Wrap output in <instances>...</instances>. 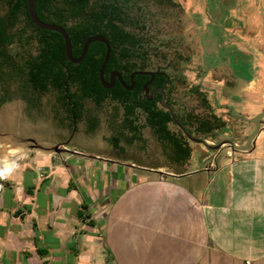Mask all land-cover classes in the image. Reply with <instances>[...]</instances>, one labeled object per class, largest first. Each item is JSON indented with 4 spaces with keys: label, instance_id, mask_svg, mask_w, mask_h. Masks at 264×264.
<instances>
[{
    "label": "crops",
    "instance_id": "crops-1",
    "mask_svg": "<svg viewBox=\"0 0 264 264\" xmlns=\"http://www.w3.org/2000/svg\"><path fill=\"white\" fill-rule=\"evenodd\" d=\"M172 1L184 9V40L198 38L210 66L202 86L247 64L239 92L219 103L245 119L263 112L264 0ZM221 51L231 57L223 64ZM197 151L200 159L170 161L182 170L164 173L99 156L105 163L89 176L83 163L37 150L0 176V264H264V125L244 151Z\"/></svg>",
    "mask_w": 264,
    "mask_h": 264
},
{
    "label": "trees",
    "instance_id": "trees-1",
    "mask_svg": "<svg viewBox=\"0 0 264 264\" xmlns=\"http://www.w3.org/2000/svg\"><path fill=\"white\" fill-rule=\"evenodd\" d=\"M5 1L10 7V15H14L9 25L12 26L16 22L17 14L22 12L25 23L20 33L31 29L36 33L39 42V53L26 62L28 69L23 84L25 91L28 86L41 93L55 90L71 127L84 118L86 100H90L97 108L108 99L115 101L123 110L122 122L116 132L127 144L143 141L141 130L147 126L167 150L171 162L183 165L190 159L191 147L187 138L180 130L174 131L170 128V113L158 107L160 93H155L151 100L143 94V86L150 79V75H135L132 89L124 88L117 79L111 88L104 87L99 80V69L106 53L104 43L91 42L83 60L72 63L65 56L63 37L55 31L38 29L33 24L27 13V0ZM136 1L138 0H36L35 12L40 20L61 25L66 30L74 57L80 55L84 40L93 35H103L116 48L123 45L120 49L111 50L104 79L108 82L110 74L119 71L123 81L130 85L132 72L152 70L150 58L153 57L146 42L127 29L129 26L138 27L140 23L138 16L131 11V6ZM170 3L174 4L172 0ZM2 34L4 29L0 26V41L6 44L13 41L12 37ZM1 73L0 71V75ZM8 74L12 77L15 70ZM166 76L162 73L156 74L148 88L162 87ZM29 106H35L32 100ZM137 109L144 114L143 124L137 121ZM180 121L191 133L204 136H211L215 129L224 131L225 121L215 115L198 117L189 113L184 118L181 117ZM87 123L88 131L92 132L97 128L98 119L94 115L87 117ZM110 142L117 147L119 138L113 136ZM81 208L86 209L87 205L82 204ZM78 217H82V210L78 211ZM38 253L44 256L46 250L38 249ZM43 264H47V261L43 260Z\"/></svg>",
    "mask_w": 264,
    "mask_h": 264
},
{
    "label": "rangeland",
    "instance_id": "rangeland-1",
    "mask_svg": "<svg viewBox=\"0 0 264 264\" xmlns=\"http://www.w3.org/2000/svg\"><path fill=\"white\" fill-rule=\"evenodd\" d=\"M3 9L4 7L0 4V12ZM183 10L180 4L176 2L174 4L170 3V0H138L132 4L131 11L138 16L140 20L139 26H129L127 29L146 42V45L152 51V58L155 60L153 61L154 65H161L165 68L172 64L167 69V73L176 80L173 87L174 95L179 100V102L176 101V106L193 107L196 108V112L200 113L204 109L198 98L190 92V87L201 80L200 76L203 72L200 71V51L196 43L187 44L186 39L184 40L185 27L181 19ZM30 46L26 45L25 48L27 49ZM18 49L21 48L14 45L8 48L13 62L20 60V56L15 54ZM233 67L235 69L241 68L243 80L250 74L249 65L247 64L238 62V64H233ZM174 68H178L179 73ZM190 69H195L196 72L192 73L189 71ZM19 84V92H16ZM21 85L22 81L20 78L18 76L13 77L9 81L8 86L15 90V93L12 94L8 101L0 104V148L2 147L7 151H15L14 149L17 152L28 151L27 154L29 156H24L23 154L18 162L23 163L29 158H33L36 151L40 150L53 155L54 162H65L73 165L75 163L77 165L83 163V172H86L89 176L91 175L92 167L96 165L95 167L98 168L104 162L88 156L90 154L132 164L134 166H129L132 169L129 168V171L132 172L134 170L137 174L141 172V168H138V166L143 165L158 167V170L160 169V171L164 172L182 170V168L170 162L167 150L162 147L149 127L145 126L141 130L143 141L135 142L132 145H127L118 134L113 133L108 118L111 119L112 116H115L111 120L118 123L117 120L120 118L122 111L116 102L108 99L101 107L97 108L90 100L85 101V111L86 109L91 110V113L97 115L99 121L94 131L87 132L84 118L75 127L70 126L61 104L54 99V91L49 90L41 95L40 100L35 106L31 107L29 103L20 99L23 97L22 94L26 93L21 88ZM208 101H211L210 97ZM214 111L221 117H225L228 128L227 132L216 131L210 137H206L208 141L217 142L223 136L231 134L232 139L238 143L245 140L247 134L253 133L254 128L250 122L227 116V110L214 109ZM136 114L138 115V123L143 124L144 114L139 112L138 109ZM170 127L173 130L175 129L173 125H170ZM113 136L119 138L117 147L110 142ZM32 140H34L36 147L31 146ZM189 143L192 145L191 155H193V158L200 159V153L197 151L199 149L202 151V157L214 154L213 150L202 144L192 141ZM55 145L66 147L71 151H77L82 154H72L63 150L57 153L53 151V146ZM86 163H88L89 167L84 166ZM194 164L195 161L192 160L191 167ZM1 181L2 179L0 178V183Z\"/></svg>",
    "mask_w": 264,
    "mask_h": 264
},
{
    "label": "flooded vegetation",
    "instance_id": "flooded-vegetation-1",
    "mask_svg": "<svg viewBox=\"0 0 264 264\" xmlns=\"http://www.w3.org/2000/svg\"><path fill=\"white\" fill-rule=\"evenodd\" d=\"M0 4L4 7V9L0 12V26H1V28L4 29V34H2V35L3 36L4 35L10 36L13 39V41L10 44H6L4 41H0V52H2V54L0 53V71L2 72L1 75H0V82H1V85H0V99H1L2 103H4V102L8 101L9 96L11 97L12 94L15 93V90H12L8 86L9 81L13 77H17L18 76L20 78V80L22 81L21 88L25 89L23 84H24V81L26 79V71L28 69L27 65H26V62L39 53V42L37 40L36 33L34 31H32L31 29H28L23 34L20 33L21 32V28H22L23 24L25 23V19H24L25 16H24V14L22 12H19L17 14V16L15 17L16 22L12 26H10L9 23H10L11 20L14 19V17H13L14 15L13 16L10 15V7L7 5L5 0H0ZM187 44H190V42L187 43ZM196 44L198 46V49H202L200 47V42L198 41V38H197ZM12 45L21 48V49H18V51H16V53H15L18 56H20V60H18V62H13L12 59H11V56L9 55L8 48L10 46H12ZM26 45H31V46L26 49L25 48ZM221 52H222V54H219V55H222L220 61H221V64H223V62H225L227 59L230 60L231 57H230L229 53H225L224 52V54H223V51H221ZM200 60H201L200 71H203L200 77L202 78L206 73H209V67L210 66H207L208 64H207V61H206V57L202 58L201 54H200ZM153 61H155V60L151 57L150 58V67H151L152 70H148V71L155 72L154 76L156 74H159V73L165 74L167 76L165 78V82L163 83L162 87H160V88L159 87H153L152 89L159 88V89L162 90V92H164V95L166 97L165 101L168 104H170V105H172L174 107L176 117L178 118L179 121H180L181 117L184 118L189 113H193V115H196L198 117H201V116H203V117H211V115H215L221 121H225V117H221L220 115H218L217 112L214 111V109L227 110L228 111L227 116H229L231 118H235V119L246 120L245 119L246 117H244L241 113L234 112V110L232 108H230L228 104L225 105V104H220L219 103V100L221 99V96H223L224 94H229V95L234 94L235 95L236 93L239 92L238 91L239 90V86L237 88H235L234 86H236L235 85L236 84V80L239 81L240 79H242V77H241V74H242L241 69H235L234 68L235 69L234 72L231 73V75H230L231 78H233V80L227 79L230 76H227V74L225 72H221L219 76H216V75L213 74L212 75V79H214L216 81H219V82L221 81L222 84H220V85L218 83H216V82L215 83L211 82L210 84H205V86H204L205 88H204L202 86L201 80H199L194 86L190 87L191 94L198 98V100L200 101V103H201V105H202V107L204 109L203 112L199 113V112H196L195 111L196 108H193V107H189V106H182V107L178 106L177 107L176 106L177 102H179L178 98L175 97V95H174V89H173V87L175 86L174 83H175L176 80H174L172 77H170V75L167 73V69L172 64H169L167 67L164 68L161 65H154ZM174 69L177 70V72L179 73L178 68H174ZM14 70H15V74L12 77H9L8 72L9 71L13 72ZM189 71L192 72V73L196 72L195 69H190ZM154 76H153V78H154ZM153 78H152V80H153ZM115 79H117V78H115ZM169 82H171V85H169L170 84ZM177 82H179V81H177ZM19 89H20V84L16 88V92L17 91L19 92ZM26 89H27L26 90L27 94L26 95L22 94L23 97L20 98L22 101H24L26 103H29L30 100H32V102L34 104H36L40 100L41 95H43L44 93L48 92V91H46V92H42L41 93L37 89H35V88L31 87V86H28ZM149 90H151V89H149ZM51 91L55 92L54 99L59 102V99H58V96H57V92L55 90H51ZM155 93H160V95H161V92L154 91L153 94L151 95V97H153V95ZM208 96L211 98V102L208 101V98H209ZM221 103H223V102H221ZM158 107H159V104H158ZM180 108H182V109H180ZM84 112H85V114H84L85 129H86L87 132H89L88 131L87 117H90V116H93V115L97 119H98V117H97V115L91 113L92 111L89 110V109H86V111L84 109ZM139 112L142 113L141 110H139ZM136 113H137V110H136L135 114ZM65 115H66V113H65ZM136 116L138 117L137 114H136ZM114 117L115 116H112L111 119H114ZM250 118H252V117H250ZM111 119L108 118L109 123H111V130L113 131L114 134L115 133L117 134L116 131H117L118 126H120V123H116V122H114ZM215 123H217V122L215 121ZM250 123L252 124L253 128L255 129L254 123L253 122H250ZM69 124H70V122H69ZM98 124H99V121H98ZM170 125H173L175 127L174 131L180 130L177 127V125L173 122V120L169 124V126ZM73 127H75V125ZM227 128H228V125H227V123L225 121L223 130L225 132H227ZM216 131H218V130L215 129L212 132V134L215 133ZM181 133H182V131H181ZM192 134H194L195 136H198V137H201V135H202V134H197V133H192ZM206 137H210V136H204L203 138L206 139ZM225 137H229V138L232 139L231 134H230V135H227V136H223L219 141H221ZM219 141L213 142V143H218ZM189 142H191V141L188 140V143ZM34 143H35L34 140H32V144L31 145H35ZM127 145H132V144H127ZM189 145H190V143H189ZM223 149H229L228 145L225 144L218 150H214V149H211V150H213L215 152V151H219V150L222 151Z\"/></svg>",
    "mask_w": 264,
    "mask_h": 264
},
{
    "label": "water",
    "instance_id": "water-1",
    "mask_svg": "<svg viewBox=\"0 0 264 264\" xmlns=\"http://www.w3.org/2000/svg\"><path fill=\"white\" fill-rule=\"evenodd\" d=\"M35 4H36V0H27L26 8H27V13H28L29 18L31 19L33 24L38 29L55 31V32H58L63 37L65 56L72 63H79L80 61L83 60V58L85 57L87 49H88V47H89L91 42L99 41V42H102V43L105 44L106 53H105V56H104V60H103V62L101 64V67L99 69V80H100V83L104 87L111 88L114 85V83H115V78H117V80L121 83V85H123L124 88L132 89L133 86H134V76L135 75H137V74L150 75V79L143 86V89H142L143 90V94L146 96V98L148 100H150L152 98L151 95L153 94L154 91L161 92L162 96H161L160 100L158 101L159 107L164 108V109H166V110H168L170 112V115L172 117L173 122L177 125V127L182 131L183 135L189 141H192V142H195V143H198V144H202L203 146H205V147H207L209 149H214V150H218L223 145L227 144L231 149L244 151V150L248 149V147L252 143L253 138L258 134L260 125L261 124L264 125V121H262V118L264 117V111L259 113V114H257V115H255L254 117H252L250 119H246L247 121L254 123L255 130L249 136L247 142L244 145H237L234 142V140L229 138V137H225L224 139H222L218 143H213V142H210V141H208L207 139H205L203 137L195 136L178 120V118L176 117V114H175L174 107L172 105L168 104L165 101L166 97L164 95V92H162V90L159 89V88H154V89H151V90L148 89V85L152 81V78H153L155 72L148 71V70L132 72L130 74V82H131L130 85H127L123 81L119 71L112 72L110 74L109 81L108 82L105 81V79H104V70H105V67H106V63H107V61L109 59L110 52H111L112 49H120L123 45H121L119 48H116L103 35H93V36H90V37H88V38H86L84 40L80 55L78 57H74L72 55V46H71V43H70L69 35L67 34L66 30L61 25H58V24H55V23H50V22H44V21L40 20L38 18V16L36 15V12H35ZM31 146L36 147V145H31ZM61 150L69 151L72 154L73 153L82 154V153L77 152V151H71V150L67 149L66 147H58V145L53 146V151L54 152L58 153ZM88 156H90L92 158H95L97 160L98 159H102L101 157L96 156V155H91L90 154ZM105 160H108V159H105ZM115 162H117V163H119L121 165L134 166L132 164H128V163H124V162H120V161H115ZM138 168H140V167L138 166ZM150 170L158 172V173H164V172L159 171V170H153V169H150Z\"/></svg>",
    "mask_w": 264,
    "mask_h": 264
},
{
    "label": "bare ground",
    "instance_id": "bare-ground-1",
    "mask_svg": "<svg viewBox=\"0 0 264 264\" xmlns=\"http://www.w3.org/2000/svg\"><path fill=\"white\" fill-rule=\"evenodd\" d=\"M14 150L7 151L2 147L0 148V176L2 177L7 175L16 166L19 158L24 154V151L17 152L16 149Z\"/></svg>",
    "mask_w": 264,
    "mask_h": 264
},
{
    "label": "built area",
    "instance_id": "built-area-1",
    "mask_svg": "<svg viewBox=\"0 0 264 264\" xmlns=\"http://www.w3.org/2000/svg\"><path fill=\"white\" fill-rule=\"evenodd\" d=\"M247 264H249V263H247Z\"/></svg>",
    "mask_w": 264,
    "mask_h": 264
}]
</instances>
